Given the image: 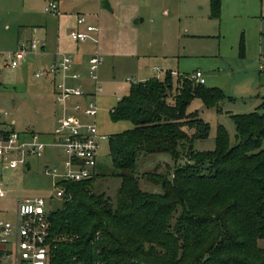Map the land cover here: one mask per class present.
<instances>
[{"label": "trees", "instance_id": "16d2710c", "mask_svg": "<svg viewBox=\"0 0 264 264\" xmlns=\"http://www.w3.org/2000/svg\"><path fill=\"white\" fill-rule=\"evenodd\" d=\"M211 11L219 16L220 0H211ZM226 97L191 74L175 85L170 71L131 83L110 109L112 121L133 124L108 138L112 175L121 180L116 198L92 190L105 175L99 162L91 178L63 182L72 197L49 212V264H264V98L257 110L231 115L233 145L222 125L213 149L192 145L210 127L187 113L190 102L211 107ZM159 152L185 161L169 175L146 172L161 192L144 191L138 156Z\"/></svg>", "mask_w": 264, "mask_h": 264}, {"label": "rangeland", "instance_id": "374dc122", "mask_svg": "<svg viewBox=\"0 0 264 264\" xmlns=\"http://www.w3.org/2000/svg\"><path fill=\"white\" fill-rule=\"evenodd\" d=\"M49 1L0 0V111L9 113L5 119L14 121L16 131L33 129L43 140L52 139L47 133L53 130L51 115L58 109L52 79L34 76L36 70L46 66V56L41 51L29 53L14 69L4 68L3 64L16 49L12 48L19 27L27 32L35 29L37 36L47 37L45 45L48 40L50 46V41L70 37L76 15H84L86 23L98 29L91 32L98 41L79 43L78 51L83 56L81 71L78 70L81 78L68 81L83 91L90 90L93 82L88 73V59L98 48L103 57L97 69L102 87L99 110L90 119L78 115L95 120L99 132L106 136L98 149V162L105 175L95 179L92 187L95 193L116 198L121 180L112 175L108 138L133 124L128 120L112 121L110 109L118 97L129 92L131 82L150 77L163 79L166 71H170L175 85L179 74L199 70L206 87L221 89L227 97L218 105L206 107L199 98H194L186 110L197 111L209 124L207 137L195 139L192 144L201 151L214 148L219 125L226 129L233 145L235 126L231 115L257 110L264 98V0H220L219 16H212L211 0H107L111 10L102 7V0H54L59 14L44 10ZM137 18H142L141 22L134 23ZM154 67L159 71H154ZM62 158L59 148L48 145L41 155L28 159L29 169L10 161L0 164V185L4 190V196H0V220L14 219L16 201L21 197H51L52 177L44 172V166L60 168ZM184 161L183 153L176 163L166 152L141 153L137 160L140 188L161 192V186L148 180L145 173L169 175ZM61 203L53 198L47 208L55 209ZM258 244L264 248V239Z\"/></svg>", "mask_w": 264, "mask_h": 264}, {"label": "built area", "instance_id": "2783aa9c", "mask_svg": "<svg viewBox=\"0 0 264 264\" xmlns=\"http://www.w3.org/2000/svg\"><path fill=\"white\" fill-rule=\"evenodd\" d=\"M44 10L59 14L58 4L54 0H50ZM76 23L85 24L86 17L79 15ZM93 31L98 29L91 24H85L84 30L71 29L69 36L78 42L89 39L97 42V38L91 34ZM44 46V40L38 38L20 41L17 48L8 54L3 67L16 68L25 61L27 54L34 53ZM101 62L102 57L97 50L94 51L89 57L88 65L89 77L93 82V90L90 93L67 85V78L79 77L77 73L68 75L73 64V58L69 54H61L59 59L52 61L45 69L34 72V76L39 78L47 75L60 76L59 80L53 83L54 100L59 108L53 130V143L63 152L64 159L60 168L44 166V172L53 178L54 191L51 197H21L16 201L14 220H0V246H6L0 250V264L50 263L52 250L48 215L53 209H48L47 206L53 198L60 201L71 199L72 194L64 185L65 182H80L93 176L98 163L100 141L106 139V136L98 131L95 120L82 118H94L98 113L96 96L102 91V87L97 69ZM191 78L197 83L205 81L199 70L193 72ZM127 80L131 81L130 78ZM76 97L84 98L85 103H70ZM70 111L77 115H71ZM7 115V111H0V164L10 161L26 166L28 159L41 155L47 144L34 131H16L13 121L5 119ZM0 196H4L1 185Z\"/></svg>", "mask_w": 264, "mask_h": 264}, {"label": "crops", "instance_id": "0c3cea01", "mask_svg": "<svg viewBox=\"0 0 264 264\" xmlns=\"http://www.w3.org/2000/svg\"><path fill=\"white\" fill-rule=\"evenodd\" d=\"M79 16V14L78 15H76V19H77V17ZM141 20H142V18H137V19H135L134 20V23H138V22H141ZM85 24H87V23H85ZM85 24H83V25H78L77 23H76V20H75V23H74V26L71 28V29H74V28H77V29H79V30H84L85 29ZM19 26H22V25H19ZM70 29V30H71ZM37 37L38 39H43L44 40V42L46 41L45 40V38L47 39V37H41L40 35L39 36H37V33H36V30L34 29V31L32 30V32H27V31H24V29L23 28H20L19 27V30H18V32H17V36L15 37V43H14V45H13V48L12 49H15V48H17V46H18V44H19V42L20 41H27V40H30L31 39V37ZM69 38V39H68ZM97 41H98V38H97ZM51 43H50V46L48 45V40H47V42H46V45L44 46V48H42V49H40V50H37V51H35V52H38V51H41L42 53H40V54H42V55H44V56H46V59H47V62H46V66L45 67H43L44 69L52 62V61H54V60H57V59H59L60 58V55L61 54H69V55H71L72 56V58H73V64H72V67H71V70H70V72H68V75H71L72 73H77V74H79V77L78 78H76V79H72V78H67V80H66V83H67V85L68 86H72V87H77L76 85H73V84H70L69 83V81H68V79H72V80H78V79H80L81 78V75H80V72L78 71V70H80L81 71V60H82V58H83V56H82V53H80L78 50H79V43H83L84 44V42H86V41H84V42H78V41H75V40H73L72 38H70V37H63V38H61V39H59V40H57L56 42H54V41H50ZM45 47H46V51H45ZM56 49H58V50H61L62 52H61V54L60 53H54L53 51L54 50H56ZM98 51V53H99V55L102 57V55H101V53L99 52V49L97 48V49H95V51ZM34 52V53H35ZM94 52V51H93ZM93 52L90 54V56L93 54ZM102 59H103V57H102ZM88 65H89V59H88ZM5 68V67H4ZM154 71H159V68L158 67H154ZM47 76H50V75H47ZM44 77H46V76H44ZM51 77V79H52V82H51V85H52V88H53V83L55 82V81H57V80H59V78H60V76L59 75H56L55 77H52V76H50ZM98 78H99V76H98ZM129 79V78H128ZM131 79V78H130ZM205 79V78H204ZM142 80H144V79H142ZM99 81H100V79H99ZM131 81H132V79H131ZM131 83H133V82H131ZM204 83H205V81H204ZM90 90H87V91H85V92H87V93H90V92H92V90H93V84L92 85H90V88H89ZM53 96H54V94H53ZM98 98H99V94L96 96V101H97V105H98V110H99V104H98ZM121 97H118L117 98V101L120 99ZM75 102H80V103H85V99L84 98H81V97H76V98H74V99H72V101H71V103H75ZM113 107V106H112ZM111 107V108H112ZM58 112H59V108L56 110V112H52V120H53V130H54V128H55V126H56V117H57V115H58ZM71 112V111H70ZM9 114V113H8ZM9 120V119H8ZM10 121H13V120H10ZM13 125H14V121H13ZM53 130L52 131H50V132H48L47 134H49V135H52V139L50 140V141H45V140H43L42 138V140L43 141H45L46 142V144H47V146L48 145H54V140H55V137H54V135H53ZM26 131H34L33 129H28V130H25V131H22V132H26ZM99 131V130H98ZM34 132H36V131H34ZM36 133H38V132H36ZM39 135H40V133H38ZM102 134V133H101ZM40 137H41V135H40ZM46 146V147H47ZM56 148H59V147H57L56 145H54ZM60 149V148H59ZM45 150V149H44ZM61 151V150H60ZM44 152V151H43ZM61 153L63 154V152L61 151ZM63 159H64V154H63V158L61 159V163H60V167H62V161H63ZM47 165V164H46ZM45 165V166H46ZM25 168L26 169H29L30 168V165H29V160H28V163H27V165L25 166ZM52 182H53V178H52ZM15 218V217H14ZM14 220V219H13ZM4 248H6V246H0V250H3Z\"/></svg>", "mask_w": 264, "mask_h": 264}, {"label": "water", "instance_id": "95a60500", "mask_svg": "<svg viewBox=\"0 0 264 264\" xmlns=\"http://www.w3.org/2000/svg\"><path fill=\"white\" fill-rule=\"evenodd\" d=\"M101 5H102V7L111 10V9H110V5H109V3H108L107 0H102V1H101Z\"/></svg>", "mask_w": 264, "mask_h": 264}]
</instances>
